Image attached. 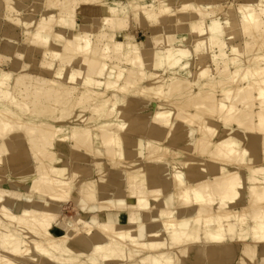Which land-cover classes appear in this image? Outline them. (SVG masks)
Instances as JSON below:
<instances>
[{
  "label": "bare ground",
  "instance_id": "1",
  "mask_svg": "<svg viewBox=\"0 0 264 264\" xmlns=\"http://www.w3.org/2000/svg\"><path fill=\"white\" fill-rule=\"evenodd\" d=\"M21 1L0 4V64L18 30L41 58L0 65V264H255L264 0H237L221 23L219 0ZM133 14L176 30L145 45Z\"/></svg>",
  "mask_w": 264,
  "mask_h": 264
},
{
  "label": "rangeland",
  "instance_id": "2",
  "mask_svg": "<svg viewBox=\"0 0 264 264\" xmlns=\"http://www.w3.org/2000/svg\"><path fill=\"white\" fill-rule=\"evenodd\" d=\"M107 1H115V0H107ZM149 3H151L152 2V0H147ZM207 1V0H206ZM211 1V0H210ZM217 1V0H216ZM18 2V3H17ZM32 2V0L31 1H28V2H26V5L27 4H29V3H31ZM10 4L9 5H20V4H22V6L24 5L25 6V3H23L21 0H11V2H9ZM206 3V2H205ZM0 4L1 5H4L5 4V2H4V4H3V0H0ZM231 4H238V1L237 0H219L218 1V12H216L215 13V17H218V18H220V19H217L218 20V22L219 23H221V21H224L225 20V11L226 10H228V8H230V5ZM127 4H123V6H126ZM180 5V0H174V2H173V7L176 9L178 6ZM119 6V5H118ZM225 7V8H224ZM1 9H3V7H0V11H1ZM5 10H6V12H7V8L5 7ZM45 11V9L44 8H42V9H39L37 12H35L34 13V15L33 16H35L36 18H40L41 17V14H43V12ZM11 13V12H10ZM88 12L86 11V14H87ZM222 13V14H221ZM12 14L14 15V14H16V12H12ZM6 15L8 16L9 14H5V16L3 15V19H5V17H6ZM82 13H81V15H79V17L77 18V20L79 21V22H82L83 21V19H82ZM90 16V18L91 19H93L94 17V15H89ZM220 16V17H219ZM131 24H130V27H129V29H128V32L130 33V34H132L134 37H135V40L136 41H138V42H142V43H144L145 45H148V42H149V39H151V38H155V37H157V36H166L167 34H169L170 32H174L175 30H176V27H175V25H174V23H172V22H170L168 19H162L158 24H155V25H151V23H148V22H142L136 15H131ZM210 17L209 18H207L206 20L207 21H210ZM221 20V21H220ZM140 23V24H139ZM171 23V24H170ZM138 26H140V27H138ZM99 28H100V26H99ZM99 28H96L95 29V31L92 29L91 30V33H92V31H93V33L92 34H94L92 37H93V39L96 37V35H95V33H96V31L99 29ZM34 30V28H32L30 31H33ZM29 31V32H30ZM18 32H19V34H18V36H19V41H17V43H18V50L16 51V52H10V53H8L7 54V56L4 58V61L0 64V65H2V67L4 68V69H6V70H11L12 68H14L15 67V65L14 64H16L15 62L16 61H18V62H22V63H24V64H27V63H39V60H40V58H41V54H38V55H32L30 52H29V50L26 48V45H25V39L27 38V36H28V33H21L19 30H18ZM95 32V33H94ZM95 36V37H94ZM117 38H119V39H122V34H118L117 35ZM226 38V39H225ZM248 37H246V36H242L241 37V39L240 38H238L237 39V41L236 42H240L241 40L243 41V39L245 40V39H247ZM224 40L226 41V43H227V47H226V51H227V53L228 54H230V52H231V49H232V46H233V43L230 41V39L228 38V35L226 34L225 36H224ZM230 42H229V41ZM21 42V43H20ZM231 44V45H230ZM22 45H24V46H22ZM21 46H22V48H21ZM24 48H25V50H24ZM23 51H22V50ZM215 50V51H214ZM22 51V52H21ZM213 51H214V53H213ZM218 51V48H212L211 50H208V51H206V54L204 55V60H205V62H204V65L205 66H207L208 68H213L212 70L214 71L216 68H217V66L212 62V59H211V57H213L214 55L213 54H215L216 52ZM209 53H211V54H209ZM211 55V56H210ZM213 55V56H212ZM197 60V62H198V56L197 55H194L192 58H191V63H190V66H189V68L190 69H193V70H195V69H197V67H198V65H197V62H195ZM209 61V62H208ZM23 64V65H24ZM52 64V63H51ZM208 64V65H207ZM234 65H232L231 66V68L232 69H234ZM215 68V69H214ZM40 71H41V69H40ZM49 73H44V75L45 76H47ZM48 76H50V75H48ZM116 93H118L117 91H113V90H110L109 91V93L108 94H110L111 96L112 95H117V96H122L121 94H116ZM221 97V96H220ZM125 99H128L129 97L128 96H126V97H124ZM150 106H149V108L150 109H152L153 108V105L152 104H149ZM136 111V110H135ZM134 111V112H135ZM76 113H80L81 112V109H79V108H76V111H75ZM85 114V113H84ZM86 114H90V112H86ZM59 125L60 124H62V126H65L66 128L68 127H70L71 126V123H70V121L69 120H66V121H59V122H57ZM70 125V126H69ZM59 150V149H58ZM63 150H61V151H58L59 153H63L62 152ZM82 152H85V150L83 149V150H81ZM64 155H65V158L66 159H68V156L64 153ZM62 156H63V154H62ZM67 163H69V162H67ZM83 179L84 180H86V179H88V177H83ZM79 186V185H78ZM24 205H26L25 203H24ZM64 216H63V218H65V219H68V218H71L72 216H74L75 214H77L78 212L76 211V207H75V202L74 201H68V202H66V203H64ZM240 206V205H239ZM239 206L237 207V208H239ZM67 208V209H66ZM87 217L88 218H90V214L89 215H87ZM238 244H239V242H237ZM140 257V256H139ZM139 257H136L135 258V260L137 259V260H139ZM83 261L85 260L86 262H88V260H86V259H82ZM90 262V261H89ZM88 262V263H89ZM28 263L29 264H33L32 262H30L29 260H28ZM23 264H26V262H23ZM47 264V263H46ZM53 264H56V263H53ZM107 264H110V263H107ZM234 264H235V262H234Z\"/></svg>",
  "mask_w": 264,
  "mask_h": 264
},
{
  "label": "crops",
  "instance_id": "3",
  "mask_svg": "<svg viewBox=\"0 0 264 264\" xmlns=\"http://www.w3.org/2000/svg\"><path fill=\"white\" fill-rule=\"evenodd\" d=\"M235 246H236V251L238 254H240V248H241V245L240 243L238 244L237 242L235 243ZM264 246L262 244H260L258 246V256H257V261L255 264H262V262L264 261ZM253 263V262H252ZM50 264H53V263H50ZM57 264V263H56ZM233 264V262H232Z\"/></svg>",
  "mask_w": 264,
  "mask_h": 264
}]
</instances>
